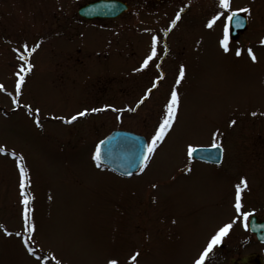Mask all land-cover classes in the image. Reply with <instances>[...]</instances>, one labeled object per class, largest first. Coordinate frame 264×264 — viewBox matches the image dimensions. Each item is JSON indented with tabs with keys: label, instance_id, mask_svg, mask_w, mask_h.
<instances>
[{
	"label": "rangeland",
	"instance_id": "rangeland-1",
	"mask_svg": "<svg viewBox=\"0 0 264 264\" xmlns=\"http://www.w3.org/2000/svg\"><path fill=\"white\" fill-rule=\"evenodd\" d=\"M95 1L0 0V264H41L37 257L43 264H131L133 253L136 264H194L215 231L233 220L204 264L245 256L262 263L264 246L247 223L251 216L264 220V0H229L231 10L250 12H237L248 25L229 39L228 52L219 45L222 18L205 27L224 11L219 0H120L129 8L116 19L78 16ZM153 36L156 55L136 71ZM24 45L32 67L19 73ZM153 80L156 88L137 104ZM173 87L179 97L173 126L144 170L121 178L99 168L91 155L112 131L150 142ZM94 107L104 110L71 124L58 119ZM211 145L223 149L220 165L187 157L189 146ZM21 156L33 233L23 232ZM241 178L246 220L234 208Z\"/></svg>",
	"mask_w": 264,
	"mask_h": 264
},
{
	"label": "snow or ice",
	"instance_id": "snow-or-ice-1",
	"mask_svg": "<svg viewBox=\"0 0 264 264\" xmlns=\"http://www.w3.org/2000/svg\"><path fill=\"white\" fill-rule=\"evenodd\" d=\"M219 8L223 9L224 11L222 13H217L212 16L211 19H209L205 25V27L212 28L214 23L222 18L223 21V30H222V37L219 40V45L220 47L225 51H229L228 47V42H229V24L230 22L236 18L237 12H244V13H249L250 9L247 7L245 8H240L237 10H231L230 5H229V0H219ZM181 13L178 11L175 15V17L171 20L170 27L171 25H175L177 20L180 19ZM236 26H240V21L237 19L236 20ZM261 45H264V37H262L259 41ZM39 47V43H36L30 51L34 52L36 48ZM24 48V53L18 54L19 60L23 62V65L19 69V73H26L27 71H30L32 65L28 63L27 61V55L26 53L29 52V49L27 45L23 46ZM15 52L16 49H13ZM240 50H236V55L239 56ZM156 55V37H152V47L151 51L146 55V57L143 59L142 63L140 64V68L136 69V71H139L141 69H144L146 66H148L149 62L153 59V57ZM248 55L251 57L253 61H255L256 57L253 55V52L251 49H248ZM185 69L181 65L179 68V75L176 78V84H180L181 79L184 76ZM18 73V78L15 81V91L16 95L19 96L21 93V85L24 80V76L20 75ZM156 81H152V87L149 89H146L143 96L140 97V99L137 101V104L143 103L151 93L153 89L156 88ZM0 90L2 89V86H0ZM179 102V97L178 93L175 87L172 88L169 98L167 99V102L163 105V112L162 115L158 121V125L155 128L154 134L151 136L150 142H147L138 157V166L141 170V172L144 170V168L147 165V162L151 158V154L157 149L158 144L162 142L166 134L169 132V130L173 126L174 119L176 117L177 113V105ZM17 101L13 100V104H16ZM27 107V106H25ZM103 108H91V109H84L76 112L74 115H71L69 118L65 119L64 117H58L61 121H63L66 124H71L72 122L76 121L79 117H84L87 115L89 112H100L103 111ZM114 111H118L117 109H113ZM132 111H135V109H130ZM38 111V110H37ZM119 119V117H117ZM231 123H235L232 121ZM37 126L39 127V121H36ZM215 135V133L213 134ZM105 141H100L96 146H95V151L91 155V159L93 161H99L100 160V153H101V145L104 144ZM218 147V145H214ZM195 151V149L191 146L188 147V153L189 156ZM4 152V148L0 147V153ZM10 155L15 156V153H10ZM23 157H16V167L19 172V195H20V204L23 207V211L21 213L22 215V221H23V232L24 233H33L34 232V225L32 224L30 218H29V208L27 207L29 200L28 196L25 192V187H26V180L28 178V173L25 169V166L23 165ZM99 166V165H97ZM246 181L244 178H241L239 183L235 186V204L234 208L236 210L237 214L243 215L244 219L246 220L248 217V213L244 212L241 213V185H245ZM153 187H156L153 185ZM236 221L233 220L232 223H226L219 227L215 233L210 237V239L207 241L206 246L203 248V250L200 252L199 257L194 261V264H204L205 258L208 255V253L213 249L214 246L219 245L221 243L222 238L228 233L229 229L232 227V224L235 223ZM3 226L0 225V229H2ZM5 235H12V233H9L5 230ZM16 236H21V232H16ZM31 237H29L30 239ZM23 247L26 249L29 255L34 254V249L29 245L28 239H25L22 241ZM139 253H133L129 259L131 261V264H136V261L138 259ZM43 259H49L48 257H44ZM38 261H41V264H43V260L41 257H37ZM56 264H60L59 261L56 262ZM107 264H117L116 260H108Z\"/></svg>",
	"mask_w": 264,
	"mask_h": 264
},
{
	"label": "water",
	"instance_id": "water-1",
	"mask_svg": "<svg viewBox=\"0 0 264 264\" xmlns=\"http://www.w3.org/2000/svg\"><path fill=\"white\" fill-rule=\"evenodd\" d=\"M126 8L127 6L120 1L99 0L80 8L77 14L88 21L114 19L119 17ZM237 19L240 21V26H236ZM230 27L232 29L231 36H235L237 32L246 29L247 20L237 14L236 18L230 22ZM103 141L105 143L101 145L100 160L98 161L100 165L125 178L132 176L140 169L138 157L146 144L143 137L126 131H113ZM189 157L199 162L218 165L222 160V149L220 147L196 148ZM249 228L256 239L264 244V222L258 223L253 217L250 219Z\"/></svg>",
	"mask_w": 264,
	"mask_h": 264
},
{
	"label": "flooded vegetation",
	"instance_id": "flooded-vegetation-1",
	"mask_svg": "<svg viewBox=\"0 0 264 264\" xmlns=\"http://www.w3.org/2000/svg\"><path fill=\"white\" fill-rule=\"evenodd\" d=\"M261 246H264V245H261ZM229 254L230 253H222L221 258L222 259H226L229 256ZM218 256H219V254H218ZM253 260H254V256H252V259H251V256H245L243 258L237 259L236 261L233 260L232 261V264H264V262L261 263L260 260H257V259H255L254 261Z\"/></svg>",
	"mask_w": 264,
	"mask_h": 264
}]
</instances>
